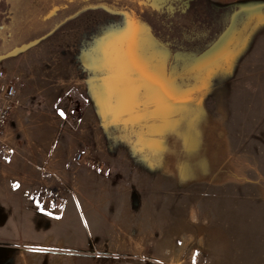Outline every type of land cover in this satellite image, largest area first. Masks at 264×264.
Returning a JSON list of instances; mask_svg holds the SVG:
<instances>
[{"label":"rangeland","instance_id":"1","mask_svg":"<svg viewBox=\"0 0 264 264\" xmlns=\"http://www.w3.org/2000/svg\"><path fill=\"white\" fill-rule=\"evenodd\" d=\"M208 1L207 39L150 25L198 57L90 11L0 62V264H264V0Z\"/></svg>","mask_w":264,"mask_h":264},{"label":"flooded vegetation","instance_id":"2","mask_svg":"<svg viewBox=\"0 0 264 264\" xmlns=\"http://www.w3.org/2000/svg\"><path fill=\"white\" fill-rule=\"evenodd\" d=\"M92 9L135 17L149 28L160 24L172 31L178 27L183 38L194 33V38L204 39L209 38V30L191 31L193 18L205 16L210 26L216 24L213 16L219 12L208 0H0V62L7 54L38 44L39 32L53 33L61 23ZM212 42L207 46H213Z\"/></svg>","mask_w":264,"mask_h":264},{"label":"crops","instance_id":"3","mask_svg":"<svg viewBox=\"0 0 264 264\" xmlns=\"http://www.w3.org/2000/svg\"><path fill=\"white\" fill-rule=\"evenodd\" d=\"M92 12V11H101V12H104L105 13V15H107L108 17H118L117 16V14H113V13H110V12H108V11H106V10H103V9H92V10H89V11H86V12ZM86 12H84V13H86ZM83 14V13H82ZM81 14V15H82ZM81 15H79V16H81ZM79 16H77V17H75V18H73V19H71V20H69L68 22H71V21H73V20H75L76 18H78ZM106 16V17H107ZM107 19H109V20H111L110 18H107ZM101 24H103V23H101ZM129 29V32L131 33L130 35H129V37L127 38V39H125L126 40V42H128V47L131 49V50H133L134 48H135V50H137V48H138V43L141 41L140 39H141V37L139 36V34H138V32H137V28L135 27V25L134 24H130V28H128ZM101 41V40H100ZM118 40H117V37H116V35H108V36H106L105 38H103L102 39V41L100 42V47L102 48V49H104L105 50V52H106V50L107 49H110L111 47L112 48H116V45H117V42ZM127 44V43H126ZM120 47H121V52H120V56L122 57V59H123V54H124V49L123 48H125V43L123 44V42H122V44H120ZM123 49V50H122ZM136 53V51H133L132 52V54L133 53ZM123 61V60H122ZM80 62V61H79ZM102 62L100 61V60H97L96 61V63H95V66H94V68H96L97 70H99V68H100V65H102L101 64ZM80 64L83 66V68H84V70H93V65H94V63L93 62H89V61H86L85 59H81V62H80ZM113 63H112V66L110 67L111 68V71H114V67H113ZM122 65H123V63H122ZM106 66V65H105ZM115 66V65H114ZM87 72H89V71H87ZM95 71L93 70V74H95L94 73ZM83 80H92L93 78L91 77V75H89V77L88 78H86V76L85 75H83ZM108 80V79H107ZM97 85V84H96ZM94 87H96L95 85H92L91 86V84H89L88 85V90L89 89H92V88H94Z\"/></svg>","mask_w":264,"mask_h":264},{"label":"built area","instance_id":"4","mask_svg":"<svg viewBox=\"0 0 264 264\" xmlns=\"http://www.w3.org/2000/svg\"><path fill=\"white\" fill-rule=\"evenodd\" d=\"M21 106V99L17 87L7 80L5 73L0 70V138L8 124L12 113ZM6 147L0 141V155ZM79 159V158H78Z\"/></svg>","mask_w":264,"mask_h":264},{"label":"trees","instance_id":"5","mask_svg":"<svg viewBox=\"0 0 264 264\" xmlns=\"http://www.w3.org/2000/svg\"><path fill=\"white\" fill-rule=\"evenodd\" d=\"M220 9L225 10V11H230V12L233 11L227 7L220 8ZM233 12H235V11H233ZM149 30H150V34L153 37V39H155L162 47H164L168 51L169 63H170L174 54L180 53V54L193 55V56L198 57V56L208 52L212 48V46H210V47L205 46V47H201V48L197 47L195 49L189 48V47L185 46L183 42H180L179 38H176L175 40L172 38L163 39V38L159 37L157 34H155V32L152 30V28H150ZM222 34L223 33H221V35ZM221 35H219L216 39L218 40ZM182 36H183V34H182ZM186 36H187V38L193 39L194 33L193 34H186ZM216 39H215V41H217ZM215 43L216 42H213V45Z\"/></svg>","mask_w":264,"mask_h":264},{"label":"water","instance_id":"6","mask_svg":"<svg viewBox=\"0 0 264 264\" xmlns=\"http://www.w3.org/2000/svg\"><path fill=\"white\" fill-rule=\"evenodd\" d=\"M24 49H26V48H23L22 50H24ZM15 55V53H10V54H7V56H5L4 58H10V57H12V56H14Z\"/></svg>","mask_w":264,"mask_h":264},{"label":"snow or ice","instance_id":"7","mask_svg":"<svg viewBox=\"0 0 264 264\" xmlns=\"http://www.w3.org/2000/svg\"><path fill=\"white\" fill-rule=\"evenodd\" d=\"M61 115H63V113H61Z\"/></svg>","mask_w":264,"mask_h":264}]
</instances>
